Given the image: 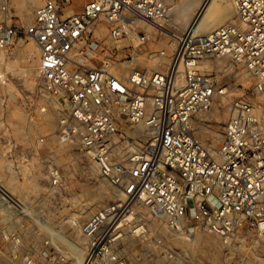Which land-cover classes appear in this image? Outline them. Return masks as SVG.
<instances>
[{
    "label": "built area",
    "instance_id": "built-area-1",
    "mask_svg": "<svg viewBox=\"0 0 264 264\" xmlns=\"http://www.w3.org/2000/svg\"><path fill=\"white\" fill-rule=\"evenodd\" d=\"M40 2L28 27L0 25V51L18 34L35 42L43 92L64 106L58 139L79 145L121 196L84 224V249L62 240L65 259L127 264L118 246L128 226L160 264H205L195 255L203 247L207 264H264V0H235L236 21L183 34L160 69L148 72L125 69L135 59L130 49L145 46L154 24L168 18L163 0H90L77 14L73 0ZM213 58L243 64L253 80L246 97L230 101L217 148L204 137L209 125L197 123L230 97ZM0 82L9 80L0 74ZM131 141L136 145L124 152ZM50 173L58 188L59 171ZM0 192L1 223L20 219L17 212L30 217ZM138 201L157 222L153 228L130 225L127 215ZM0 237L16 240L7 230Z\"/></svg>",
    "mask_w": 264,
    "mask_h": 264
},
{
    "label": "rangeland",
    "instance_id": "rangeland-1",
    "mask_svg": "<svg viewBox=\"0 0 264 264\" xmlns=\"http://www.w3.org/2000/svg\"><path fill=\"white\" fill-rule=\"evenodd\" d=\"M73 1L71 11L77 14L90 0ZM163 1L169 10L168 18L154 24V36L145 46L130 49L135 59L129 60L132 62L126 64L125 71L160 69V63L170 57L175 36L181 37L197 16L202 17L199 10L205 0ZM234 1L214 0L212 18L199 33L207 34L226 22L236 21ZM40 4V0H0V25L28 27ZM161 51L165 52L163 57H159ZM39 56L35 42L23 34H18L10 48L0 51V74L9 80L7 86L0 82V189L23 205L30 216L25 218L17 212L20 219L8 225L0 222V234L7 230L16 239L6 242L0 237V264H71L62 253L67 251L62 240L73 241L84 249V224L121 197L79 145H65L58 139L64 106H58L54 97L43 92L38 76ZM210 65L217 70L215 77L231 87L229 98L218 99L213 110L197 120L199 127L209 125L204 137L217 148L232 115L230 101L246 97L253 80L243 64L229 58H213ZM129 130L137 134L141 143L146 139L142 130ZM135 145L131 141L122 148L129 153ZM51 169L59 171L58 188H52ZM2 208L0 203V221ZM127 217L130 225L142 222L153 228L157 224L139 201ZM118 250L127 264H160L150 256L149 245L133 237L128 226ZM201 251V255L195 253L196 259L202 257L207 264L209 250L203 247ZM82 254L80 250V260Z\"/></svg>",
    "mask_w": 264,
    "mask_h": 264
},
{
    "label": "bare ground",
    "instance_id": "bare-ground-1",
    "mask_svg": "<svg viewBox=\"0 0 264 264\" xmlns=\"http://www.w3.org/2000/svg\"><path fill=\"white\" fill-rule=\"evenodd\" d=\"M213 2H214V0H205L204 1V3L201 5L200 10H199L200 11L199 14L202 16L201 19H199V17L197 16V18L189 26L186 33L190 32V31L191 32H199L201 29V26H204V25H206L207 22H209L208 20H210L212 18V13H213L212 9H214L213 4H212ZM175 38L177 39L178 37L175 36ZM0 194H1V192H0ZM80 262H82V261H80Z\"/></svg>",
    "mask_w": 264,
    "mask_h": 264
}]
</instances>
